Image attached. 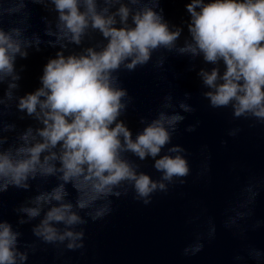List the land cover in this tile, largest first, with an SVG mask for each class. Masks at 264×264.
Segmentation results:
<instances>
[{"label": "clouds", "instance_id": "1", "mask_svg": "<svg viewBox=\"0 0 264 264\" xmlns=\"http://www.w3.org/2000/svg\"><path fill=\"white\" fill-rule=\"evenodd\" d=\"M160 4L0 0V264H27L40 244L53 246L58 255L84 250L85 226L110 216L113 198L131 192L133 200L147 206L156 194L167 195L170 188L187 183V149L172 141L186 119L182 113L196 112L189 103L192 93L184 92L179 100L166 94L154 118L139 117L143 127L133 135L121 118L134 101L122 86V70L135 72L150 62L165 70L169 55L187 58V71L196 72L204 89L200 95L210 108H231L233 120L251 121L250 128L264 125V0H188L189 18L182 26L166 20ZM29 5L45 13L40 16L42 32L33 30ZM95 34L101 39L89 43ZM47 48L56 51L43 65L39 86L20 95L27 66L18 61ZM197 60L211 67L198 68ZM13 116L15 120L5 119ZM28 120L32 123L19 126ZM199 124L197 120L185 131L194 132ZM241 131L233 127L228 136ZM210 158L198 176L210 172ZM149 159L160 174L157 179L141 170ZM53 178L54 186L46 189ZM261 184L250 177L236 203L225 210L223 227L234 229L242 240L248 229L241 222L254 216ZM33 188L36 194L12 210L14 227L3 218V194ZM24 225H31L35 240L22 244ZM262 226L264 220H255L250 229ZM216 234L210 217L207 232L197 233L182 255H198ZM242 252L233 260L264 264V249L246 244Z\"/></svg>", "mask_w": 264, "mask_h": 264}]
</instances>
